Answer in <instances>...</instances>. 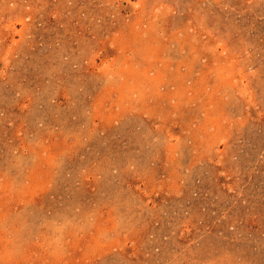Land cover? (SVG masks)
Instances as JSON below:
<instances>
[{
  "label": "rangeland",
  "instance_id": "obj_1",
  "mask_svg": "<svg viewBox=\"0 0 264 264\" xmlns=\"http://www.w3.org/2000/svg\"><path fill=\"white\" fill-rule=\"evenodd\" d=\"M0 264H264V0H0Z\"/></svg>",
  "mask_w": 264,
  "mask_h": 264
},
{
  "label": "bare ground",
  "instance_id": "obj_2",
  "mask_svg": "<svg viewBox=\"0 0 264 264\" xmlns=\"http://www.w3.org/2000/svg\"><path fill=\"white\" fill-rule=\"evenodd\" d=\"M137 70V69H136Z\"/></svg>",
  "mask_w": 264,
  "mask_h": 264
}]
</instances>
